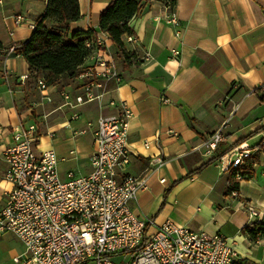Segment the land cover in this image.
<instances>
[{
	"label": "crops",
	"instance_id": "0c3cea01",
	"mask_svg": "<svg viewBox=\"0 0 264 264\" xmlns=\"http://www.w3.org/2000/svg\"><path fill=\"white\" fill-rule=\"evenodd\" d=\"M111 1L78 0L80 16L70 23L71 32L97 30ZM169 1H141L130 21L136 43L122 36L129 60L107 40L119 83L112 82L101 99L75 104L82 91L73 78L61 75L47 85L40 76L41 89L25 58L8 54L32 34L26 22L15 25L14 16L34 22L47 0H0V210L10 187L2 153L14 143V128L36 125L37 147L55 151L62 177L68 171L86 174L97 118L115 112L110 99L124 100L131 110L127 142L133 154L126 172H147V188L132 204L135 212L156 225L170 220L223 234L243 263L264 264V236L253 240L245 230L260 219L250 209H264V100L255 92L264 94V0H174L167 8ZM170 11L177 29L167 22ZM221 126L224 140L206 155L203 142ZM235 148L249 155L233 195L229 185L236 179L227 166Z\"/></svg>",
	"mask_w": 264,
	"mask_h": 264
},
{
	"label": "built area",
	"instance_id": "2783aa9c",
	"mask_svg": "<svg viewBox=\"0 0 264 264\" xmlns=\"http://www.w3.org/2000/svg\"><path fill=\"white\" fill-rule=\"evenodd\" d=\"M24 22L30 29L36 26L22 14L14 16L15 25ZM167 22L176 29L179 26L173 12H169ZM175 35H179L178 30ZM108 38L96 32L87 44L90 51L86 64L72 80L75 89L82 91L75 95V104L101 99L112 82L119 83L120 73L109 53ZM126 40L136 43L131 34H126ZM16 47L12 45L8 54ZM26 78L23 76L22 82ZM36 81L45 88L41 78ZM62 94L69 99L68 93ZM108 104L115 112L101 115L95 122V149L89 159L91 170L86 174L68 171L62 177L55 151L37 147L40 138L36 125L14 128V143L2 153L10 187L4 192L0 231L11 232L22 242L24 264H258L243 263L223 234L193 231L170 220L156 225L151 217L135 212L132 204L139 191L147 188V172H126L133 155L127 142L131 110L124 100L110 99ZM222 126L203 142L206 155L224 140ZM248 155V150L235 148L227 167H240ZM235 179H243L241 170ZM250 210L253 218L260 217L256 223L264 222V209ZM116 254L131 259L113 261Z\"/></svg>",
	"mask_w": 264,
	"mask_h": 264
},
{
	"label": "trees",
	"instance_id": "16d2710c",
	"mask_svg": "<svg viewBox=\"0 0 264 264\" xmlns=\"http://www.w3.org/2000/svg\"><path fill=\"white\" fill-rule=\"evenodd\" d=\"M142 0H112L100 13L99 31L109 35L125 61L132 56L125 51L122 36L132 34L131 19L136 15ZM170 4L174 0L169 1ZM80 16L78 0H47L44 13L37 18L28 41L18 45L12 54L22 55L28 63L29 73L33 79L44 76L47 85L56 82L59 76L73 78L80 72V66L89 53L96 29L71 32L69 25ZM1 47V42H0ZM261 101L264 94L260 89ZM240 174V167L231 169ZM243 175V174H242ZM238 181L230 183L229 190L238 188ZM245 230L253 240L264 236V222H252Z\"/></svg>",
	"mask_w": 264,
	"mask_h": 264
},
{
	"label": "rangeland",
	"instance_id": "374dc122",
	"mask_svg": "<svg viewBox=\"0 0 264 264\" xmlns=\"http://www.w3.org/2000/svg\"><path fill=\"white\" fill-rule=\"evenodd\" d=\"M123 257V254H116L112 260L122 262L131 259L130 256ZM24 259V246L18 237L9 231H0V264H24Z\"/></svg>",
	"mask_w": 264,
	"mask_h": 264
},
{
	"label": "bare ground",
	"instance_id": "6f19581e",
	"mask_svg": "<svg viewBox=\"0 0 264 264\" xmlns=\"http://www.w3.org/2000/svg\"><path fill=\"white\" fill-rule=\"evenodd\" d=\"M172 4H169V8H170V6H171ZM172 7V6H171ZM170 12H173V11H170ZM31 30H33V29H31ZM88 44H90V43H88ZM237 167H228V169L229 170H231V169H236ZM236 174H239L238 172H236L235 173V176H236Z\"/></svg>",
	"mask_w": 264,
	"mask_h": 264
}]
</instances>
